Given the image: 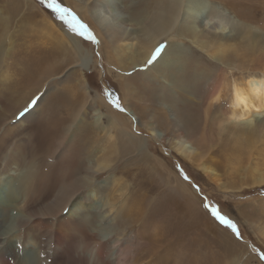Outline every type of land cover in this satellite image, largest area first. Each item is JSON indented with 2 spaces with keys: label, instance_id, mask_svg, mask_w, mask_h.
Returning <instances> with one entry per match:
<instances>
[{
  "label": "bare ground",
  "instance_id": "obj_1",
  "mask_svg": "<svg viewBox=\"0 0 264 264\" xmlns=\"http://www.w3.org/2000/svg\"><path fill=\"white\" fill-rule=\"evenodd\" d=\"M64 1L68 4H76L79 16L94 26L95 34L101 41V52L108 63L113 61L114 64L111 65L122 69V59L127 57L128 61H133L132 69L138 67L143 70L132 75L127 81L140 83L142 90L135 89L134 93L142 95L146 91L147 98L158 106L155 113L159 115L158 121L164 130H154L152 136L156 140L172 145L180 156L193 165L201 167L204 174L210 178L215 177L213 170L206 166L214 156L225 158L226 165H229L230 161L245 157L244 155L264 136V34L252 31L241 33L238 31L240 33L238 37L235 33L231 34V31L226 34L227 27L229 31L232 28L231 25L234 26L233 20L216 6H213L205 20L199 21L189 6L192 5V1L202 3L201 0H152L154 3L152 11L141 10L140 13V10L136 11V14L141 17L137 22L138 27L136 25L132 27L135 24L133 16L136 14L130 15L128 11H124L127 0ZM221 1L230 6L235 16L249 22L252 14L246 17L247 11L251 12L248 5L238 6L237 0ZM8 6L10 17H12L17 8L15 5ZM222 18L227 19L226 24L221 23ZM10 21L11 18H8L3 26L0 25L2 29H6ZM22 23L21 20V27L24 25ZM131 23L134 24L131 26ZM21 30L26 32L22 28ZM6 33H0V44L6 41ZM171 34L188 42L191 41L198 50L194 49L191 53L194 54L193 56L191 55L184 62H179V55L176 57L169 51L167 54L165 48L154 60L152 59L150 67L146 69L147 61L153 56L155 49L161 45L160 40L171 41ZM49 37L56 41L55 46H52L53 44L49 41L51 46L46 48L44 43L40 42L39 46L32 48L33 52H29L28 56L21 60L25 65L22 81L12 84L0 82V105H6L10 110L18 107L19 102L27 100L18 94V87L21 84L34 83L31 92L27 94L29 98L37 92L39 93L35 96L44 92L28 113L25 114L22 111L24 104L18 107L12 121L15 127L21 126L38 110L40 111L39 106H42L43 99H46L45 97L50 94L56 83L62 85L67 82L66 76L71 72L77 71L83 75L93 63L92 54L67 31L56 36L50 34ZM125 41L130 43L125 44ZM138 41L141 43V48L137 47ZM202 53L207 54L209 58H204ZM138 55L140 57L136 59ZM42 64H46L47 68L41 67ZM64 67H68L64 77L52 78L51 68L55 73ZM118 84L121 88L122 82ZM150 88L154 91H149ZM82 89L84 98L81 101H78L80 99L75 101L68 93V95L65 94L68 99L63 106L59 104L64 92L56 93L50 98L42 113L41 120L46 123L47 131L51 134L50 140L59 141L63 150L71 149L73 156V168L69 175L72 190L68 195L65 194L66 197L61 193L65 199L59 205L52 206L56 196L58 197L57 194L48 198L49 201L46 200L44 205L42 204L44 195L38 198L32 197L36 169L31 162L16 163L19 172L15 173L7 161V154L4 155V150L1 152L0 264H61V261L63 264H68L65 259L67 250L64 249L66 242L64 239L69 233L75 231L79 232L82 239L81 252L76 255L82 259L80 264H140V261L146 257L150 246L140 247L139 251L132 255L129 241L133 242L130 238L133 235L124 236V234L131 229L132 222H138L139 227H142L146 220H149L147 217L150 213L146 210L139 211L137 206L139 204L131 202L128 208L124 206L121 211L112 216L105 209L107 204L97 199V191L101 187L96 180L97 176L108 167L96 159L97 153L101 155L99 150H92L93 148L89 145L91 127L89 128L90 124L87 125L85 120L91 119L93 114V120H91L93 127L98 126L101 116L98 113L97 101L101 103V99L91 98L85 84L82 85ZM124 94L129 98L128 96L132 93ZM13 98L16 99L15 103L12 102ZM52 104L55 105L52 106ZM128 113L136 121L134 114ZM79 122H83L82 133L76 135ZM5 127L4 125L2 129L4 130ZM207 132L210 133L209 138L205 137ZM144 143L145 140L140 144L143 150H145ZM57 149L56 155H59L62 150ZM255 155L262 156L259 152ZM14 159L15 155L10 160L18 162ZM139 169L137 175H142L148 179L149 183H154V188L163 187L164 195L167 196L163 204L156 203L155 208L153 207L155 214L150 216L159 217L157 214L160 211H162L160 216H164V211L168 210L172 204L168 193L189 195L194 201L192 191H189L187 185L180 182L178 178L169 180L162 177V173H157L156 166L155 168L143 167L142 170L140 169L142 173ZM252 172L255 173L254 170ZM251 183L256 188H261L264 185V176L259 173ZM139 187L141 189V186ZM58 198L61 199V197ZM257 231L264 237V223L257 225ZM161 232L164 234L157 240L156 252L165 250L163 245L167 243V239L165 240L164 235L167 233L170 235L171 229L168 228L166 234ZM147 241L149 242L148 239ZM136 243L140 245L138 241ZM236 244L231 241L223 249L217 246L220 251L223 250L224 254H227L225 264H236V257L230 256L234 254Z\"/></svg>",
  "mask_w": 264,
  "mask_h": 264
},
{
  "label": "rangeland",
  "instance_id": "obj_2",
  "mask_svg": "<svg viewBox=\"0 0 264 264\" xmlns=\"http://www.w3.org/2000/svg\"><path fill=\"white\" fill-rule=\"evenodd\" d=\"M201 2L192 1V5L189 6V9L199 21L205 20L213 6H216L233 20L234 26L231 25L232 28L229 31L227 27L226 34L230 31L231 34L235 33L237 37L245 31L264 34V0H237L238 6L245 7L248 5L251 8V12L247 11L246 14V17L252 14L249 22L237 15L235 16L230 6L225 4L224 1L201 0ZM151 3H153L152 0H142L141 2L127 0L124 11H128L130 15L136 14L138 10H140L139 13L141 10L150 12L154 9V3ZM8 5H15L17 8L15 15L12 17H10ZM76 7V4H68L64 0H0V25L3 26V23L11 18L6 29H2V26H0V33L7 32L6 41L0 44V82L12 84L22 81L25 65L21 60L28 56L29 52H33L32 48L39 46L40 42L44 43L45 47L51 46L50 42L53 44L52 46H55L56 41L49 37L50 34L56 36L63 31H67L93 56V63L88 71L84 72L83 75L77 71L71 72L66 76L67 82L62 85L56 83L50 94L45 97L46 99H43L46 101L45 103L43 101L42 106H39L40 111L38 110L30 120H27L21 126L15 127V125H12L18 107L24 104L22 111L25 114L28 113L44 92L35 96L39 93L37 92L34 95L35 97L32 96L34 97L33 101L32 97L29 98L27 94L31 92L34 83L21 84L18 87V94H21L23 99L27 100L22 101L24 103L19 102L18 107L12 110L7 108L6 105H0V155L4 150L10 168L15 173L19 172L16 163L31 162L36 169V176L32 185V197L38 198V196L44 195L42 197V204L44 205L48 198L50 199L57 194L61 199L56 196L54 203L51 204L52 206L59 205L65 199L64 197L70 193L69 191L72 190L69 184V175L73 168V156L70 152L71 149L67 151L64 148L65 150H63L59 141H56V139L50 140L51 134L47 131L46 123L41 120L43 118L42 113L46 109L50 98L59 92H64L63 98L65 99L62 98L60 106L65 105L68 99L65 94L68 95V93L75 101L77 99L81 101L84 98L82 85L85 84L91 98L101 99V103L97 101L98 113L101 116L99 123L101 124L98 123L97 127L95 125L93 127V121H91L93 120V114L91 119L85 121H87V125L90 124L89 128L91 127L89 145L93 148L92 150H99L102 157L97 153L96 159L99 162L102 161L103 165L108 167L98 174L96 180L101 186L97 191V199L107 204L105 209L110 215L114 216L124 206L128 208L131 202L136 205L139 204L137 205L139 211L146 210L150 215L155 214L153 210L156 203H162L167 198L164 195L163 187L154 188V183H149L144 176L137 175L139 167L141 169L143 167L155 168L156 166L157 173H162V177L169 180L178 178L180 182L187 185L189 191H192L194 201L190 199L189 195H179L176 192L168 193V197L172 199V204L168 210L164 211V216H160L162 211L157 214L159 217L149 215V218L147 217L149 220H146L147 222L144 223L143 228L139 227L138 222H132L131 229L124 234V236L133 235L130 237L133 242L129 241L131 254L137 253L140 247L150 246L146 252V257L140 261V264H225V255L227 254H224L223 250L220 251L217 246L223 249L231 241L237 243L234 247V254L230 255L236 257V264H264V237L257 231V225L264 223V185L261 188H256L251 183L252 179H256L259 173L264 176V152H261L264 151V136L254 148L244 155L245 157L234 159L235 161H230L229 165H226L225 158L214 156L206 166L213 170L215 177L210 178V176L204 174L201 167L193 165L180 156L172 145L164 143L162 140H156L152 136L154 130H164L159 124V115L155 113L158 106L147 98L146 91L142 95L134 93L135 89L138 90L141 87L140 83L127 81L132 75L143 70L138 67L132 69L133 61H128L127 57L122 59V69L111 65L114 64L113 61L108 60L110 62L108 63L101 52V41L95 34L94 26L79 16ZM136 15L133 16L135 24L131 23V26L134 24L132 27H135V25L138 27L137 22L141 19L138 14ZM21 20L23 21L22 25L24 24L23 27L20 24ZM87 20L90 21L91 18ZM222 22L226 24L227 19L222 18ZM20 27L26 32L21 30ZM170 38L172 40L169 42L161 39L159 47L161 51L166 48L167 54L169 51L176 57L179 55V62H184L191 55L193 56L194 54L191 53L194 49L198 50L191 41L188 42L175 37V34H171ZM124 43L128 44L130 41ZM137 47L141 48L140 42ZM202 55L206 59L209 58L207 54L202 53ZM138 57L140 56L138 55L136 59ZM169 58L173 57L169 56ZM150 60H152V57ZM147 63L146 69L151 65L149 60ZM41 67L47 68V65L42 64ZM51 69L53 70V68ZM52 70L50 72L52 78L64 77L68 67H64L55 73ZM165 77L168 79L167 76ZM118 82H122L121 88ZM139 90H142V88ZM148 90L154 91L151 88ZM123 92L132 94L127 98ZM144 93H146L145 96H143ZM13 100L12 102L15 103L16 99L13 98ZM128 112L134 114L138 124ZM82 124L83 122L77 124L76 135H81ZM4 125L6 127L3 130ZM199 131L198 133L202 134ZM209 136L210 133H205V137L209 138ZM144 140L145 150L140 148V144ZM57 148H60V151L62 150L59 155H56ZM254 152H259L262 156H257ZM14 155L18 162L10 160ZM40 166L41 168H39ZM140 169L139 172H141ZM253 170L255 173L252 172ZM172 182L175 184L174 181ZM61 193L67 194L64 196ZM212 209H216L225 219L230 220L235 225L236 230L233 231L231 227L221 223L213 215ZM168 228L171 229L170 235L167 233ZM161 231L167 233L164 235L167 243L163 245L165 247L164 251L156 252L158 249L157 240L164 234ZM68 236V239H64L67 242L64 244V249L67 250L65 251L66 263L80 264L82 259L76 255L81 252L82 239L77 231L69 233ZM194 238L195 240H193ZM137 241L140 243L139 246L136 243ZM197 247L199 248L196 249ZM61 264H63L62 261Z\"/></svg>",
  "mask_w": 264,
  "mask_h": 264
},
{
  "label": "snow or ice",
  "instance_id": "obj_3",
  "mask_svg": "<svg viewBox=\"0 0 264 264\" xmlns=\"http://www.w3.org/2000/svg\"><path fill=\"white\" fill-rule=\"evenodd\" d=\"M161 49L160 47H157L153 53L152 59L154 60L156 58V56L160 53ZM152 60H149V63H151ZM212 213L213 215L223 224L228 225L229 227H231L233 229V231L236 230L235 225L232 224V222L230 220L225 219L224 216L220 215L219 212L216 209H212Z\"/></svg>",
  "mask_w": 264,
  "mask_h": 264
}]
</instances>
